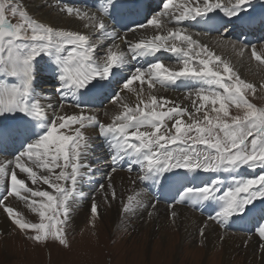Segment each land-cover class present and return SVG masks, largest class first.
I'll list each match as a JSON object with an SVG mask.
<instances>
[{
	"label": "snow or ice",
	"instance_id": "6c2138e0",
	"mask_svg": "<svg viewBox=\"0 0 264 264\" xmlns=\"http://www.w3.org/2000/svg\"><path fill=\"white\" fill-rule=\"evenodd\" d=\"M39 7L79 27L45 21L25 0H0V214L36 244L69 248L80 201L91 198L88 225L95 228L98 198L109 208L119 199L122 220L141 211L152 218L158 201H149L150 189L174 186L173 224L177 205L212 206L199 236L206 239L213 224L223 241L247 222L245 246L255 240L264 258V207L255 208L264 204V106L252 102L264 82L242 79L194 38L207 29L190 30L193 22L210 26L218 33L213 44L241 59L250 48L264 70V44L258 53L227 38L253 0H157L155 7L146 0H96L92 7L41 0ZM162 53L175 62H163ZM43 72L54 81L51 94ZM181 86L183 100L159 95ZM97 93L101 104L116 106L103 112L107 120L95 106ZM243 169L260 174L244 176ZM124 170L129 186L118 191L114 175Z\"/></svg>",
	"mask_w": 264,
	"mask_h": 264
},
{
	"label": "bare ground",
	"instance_id": "6f19581e",
	"mask_svg": "<svg viewBox=\"0 0 264 264\" xmlns=\"http://www.w3.org/2000/svg\"><path fill=\"white\" fill-rule=\"evenodd\" d=\"M25 2L29 7V9L35 15L39 16L45 21L56 23L60 26L70 27L74 30L79 27L78 22H74L72 18L66 16L57 17L54 12L46 8L39 7L41 0H25ZM66 2L68 4H72L80 7H92L96 3V0H66ZM126 2L129 5L131 4V0H126ZM263 5L264 4H261V7ZM121 11L125 12L126 9H121ZM244 15L245 18L242 24L246 26L245 29L246 31L250 33L253 30H257L259 32L260 29L264 30V12H262L259 9L256 12L249 11L247 14ZM123 22L127 23V20H124ZM113 23H115V21H113ZM237 23H240V21H233V24H237ZM116 26L117 29L119 30V25ZM195 27L196 24L193 22L190 28V30L193 33H195L194 31ZM204 28L208 30V33L211 32L210 26L205 25ZM151 34L152 33L149 32L146 33L145 35L150 36ZM194 38L199 39L202 43L209 44V46L214 49L216 54L221 55L224 59L229 60L232 63V65L238 70L242 78L249 79V77H251L250 75H252L251 74L252 69L256 70L255 63L253 64L250 62L251 60L250 49L246 50L243 59H241L239 56L236 55L235 52H233L231 47H227V48L218 47L215 44H213L212 42L215 41L217 37L214 36L208 37V35L202 34L201 36ZM160 58L166 64L174 63L175 61V57L169 53H162ZM51 80L52 78L50 73L43 72L41 74L42 87L47 91L48 94H51L53 90L54 81L51 82ZM184 92L185 89L183 86H181L178 89L170 90L168 92L161 91L159 95L166 96L170 99L179 98L180 100H183ZM101 99H102V95L100 93H97V95L94 98L95 106L101 107L104 105L103 109H100L101 119L107 120L108 118L103 116V112L115 111L116 106L109 104L108 100H104L103 103L101 104L100 103ZM129 100L134 103L135 97L129 96ZM96 143L99 144V141H97ZM96 152L97 154H101L99 147L96 148ZM128 176L129 173L126 170L120 171L114 175V184L117 187L118 191H120L123 188H127L129 186ZM203 178H205V174H201V179ZM97 179H100V177L97 176ZM196 182L199 183V181ZM83 190L88 191L89 190L88 186L84 185ZM174 191H175L174 186H169L163 190L157 189L155 187L150 189L151 195H149L148 197L149 201L150 202L158 201L156 214L152 218L148 217L146 211H141L138 215L134 217H131L127 220H122L119 213V209H120L119 199L114 201L112 203V206L109 208L107 205L103 203L102 198H98L97 203L99 204L100 218L96 220L95 228H92L88 225V219H89L88 210L91 203V198L89 197L88 199L80 201L76 205V211L73 213L71 231L72 233L78 231L76 234L78 236L81 234L82 237L84 238H87V235L88 236L93 235V233H99L103 236L107 230L110 231L113 230L116 234H120L122 236L126 234H129L130 236L132 234L133 236V237L131 236L132 238L134 239L138 238V241L141 242L140 245L138 244L133 245V247L135 246V249L133 247L129 249V251L131 250L132 253L133 251L141 252V250H143L144 245L147 243L148 239L156 240L157 242H155V244L157 243L159 245L165 244L163 246L164 247L167 246V248H164L165 250L164 252L170 251L171 246L172 247L177 246L178 248L181 247L182 250L184 251L187 250L190 256L186 255L185 259L189 260L191 264H196L195 259L197 260V258L201 255H205V256L207 255L210 264H264V258L260 257L258 250L256 248L255 240H252L248 246H245L244 241L248 239V229L251 227V225L248 224L247 222H237V224L232 229H229L223 241L219 239L220 235L224 234L223 230L219 229L218 226H215L213 224H210V226L206 229V239L199 236L198 234L199 227L203 225V223L205 222L204 218H206L208 214L213 213L212 206H205L204 208L200 209L188 205H177L175 207V210L178 213V218L176 220V223L173 224L171 220L168 218V204L170 203ZM12 203L14 205H17L20 210L26 212V209H24L23 204H20L15 200H13ZM261 207H264V205ZM27 215L29 219L30 217L33 216V214L30 213ZM6 233H9L8 235L10 236V238L7 237L9 239H11V237L16 238L15 236L20 235L19 230H17L10 223V221H7L3 216V214H0V234L3 235ZM101 235L99 236L101 237ZM198 237L199 239L197 240L196 238ZM3 240L5 241L4 238ZM130 242L134 243V241H130ZM97 243L99 242L97 241ZM196 243L198 244L196 245ZM86 245L84 247H86ZM159 245L156 248L157 249L156 252L158 253H160V251L162 250L160 249L161 246ZM167 249L169 250L166 251ZM85 251L87 252V250H84V252Z\"/></svg>",
	"mask_w": 264,
	"mask_h": 264
},
{
	"label": "rangeland",
	"instance_id": "374dc122",
	"mask_svg": "<svg viewBox=\"0 0 264 264\" xmlns=\"http://www.w3.org/2000/svg\"><path fill=\"white\" fill-rule=\"evenodd\" d=\"M149 2L153 7H155L157 0H147V3ZM261 4H264V0H253V8L250 11L256 12L260 9L262 12H264V5L261 7ZM204 26L205 25L203 24H196L194 31H200L203 33L206 30ZM229 29L230 31L227 35L229 40L237 41L238 45L240 41H246L250 45H256L258 47V53L260 52V47L262 44H264V30L260 29V32L253 30L249 33L245 30L246 26L242 23L233 24V26L230 25ZM210 36L217 37L218 33L211 30V32L208 34V37ZM250 62L253 64L255 63L256 70L252 69V75H250L251 77L245 80L258 86L261 82H264V70L258 67L256 61L251 59ZM252 102L256 103L258 106H264V91L258 90V93L256 97L252 99ZM103 107L104 105L99 108L103 109ZM240 174L244 176L259 175L260 170L257 169L255 172H252L251 170L243 169ZM263 205L264 204L257 202L255 208H259ZM206 218L204 219L206 220ZM30 219L34 222L38 220V218L34 217V215L30 217ZM77 232L78 231L72 233L71 231V247L69 248L59 246L58 243H48L47 246L44 244H36L27 239L26 236L20 232V235L15 236L16 238L11 237V239H9V233L3 235L0 234V264H191L189 260L185 259V256H190V254L187 252V250H182L181 247L178 248L177 246H171V248L169 247L170 251L167 249L166 251L168 252H164V248H167V246H163L165 244H155V242H157L156 240L148 239L146 243L147 245L145 244L146 247L144 245L141 252L133 251L132 253V251H129V249H131L133 245H140L141 243L138 241V238H132V234L130 236L129 234H126L123 235V237L120 234H116L113 230H107L103 236L99 233H93V235H87V239L82 237L81 234L78 236L76 234ZM99 235H101V237ZM95 239L99 243H97ZM196 239L198 240L199 237ZM130 241H134V243ZM84 244H87L88 246L86 245V247H84ZM197 244L198 243H196V245ZM158 245L161 246L160 249H162L160 253L156 252ZM133 248L135 249V246ZM83 249L87 250V252H84ZM197 260L195 259L196 264H210L207 255H201L197 258Z\"/></svg>",
	"mask_w": 264,
	"mask_h": 264
}]
</instances>
